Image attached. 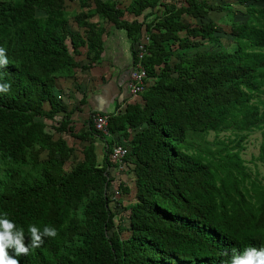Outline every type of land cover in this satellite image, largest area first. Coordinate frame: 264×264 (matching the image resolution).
Listing matches in <instances>:
<instances>
[{
  "label": "trees",
  "instance_id": "16d2710c",
  "mask_svg": "<svg viewBox=\"0 0 264 264\" xmlns=\"http://www.w3.org/2000/svg\"><path fill=\"white\" fill-rule=\"evenodd\" d=\"M222 11L231 39L209 17ZM115 30L131 64L145 49L151 82L124 107L98 111L111 136L95 130L94 110L75 131L86 92L68 109L59 80L102 63ZM0 47L9 61L0 84L11 85L0 93V216L23 228L26 245L30 224L59 233L19 264H230L233 248L264 246V0H0ZM255 131L258 153L246 161ZM66 135L88 143L70 168ZM114 143L128 150L119 172L132 182L118 184L131 198L128 225L108 191Z\"/></svg>",
  "mask_w": 264,
  "mask_h": 264
},
{
  "label": "crops",
  "instance_id": "0c3cea01",
  "mask_svg": "<svg viewBox=\"0 0 264 264\" xmlns=\"http://www.w3.org/2000/svg\"><path fill=\"white\" fill-rule=\"evenodd\" d=\"M122 32L125 35V32L122 30H115L114 33L111 35L113 37V40H110L111 42L110 44H108V50L110 51L108 55L113 54L116 57L115 53L121 47H123L124 52H127V54L130 53L129 43L126 39V36L125 40L128 46H126L122 42V39L118 41L117 39H115L116 35H121ZM106 48L107 46L105 47V49ZM105 49L103 52V56L104 54H106ZM127 58V63L123 65L116 63V61L113 59L107 58L109 61L107 64L99 63L97 66H94L90 71L84 72L83 76L86 77V79L84 80L80 77L82 75L80 69L79 77H77L78 72L75 76L77 77V80H74L73 77L60 78L59 85L57 86V88L62 92L63 98H67L68 109L73 108L78 104V102L81 101L84 96V92H86V101L84 104H81V106H83L85 110L87 109L90 111L94 110L97 112L102 111L104 113H110L115 110L116 104H120V108L124 107V103L126 104L128 98H134L129 94L127 87L129 72L132 69L131 53L130 55H127ZM82 80L84 81V84H81ZM147 81L151 82V78H149ZM75 86L77 87V89L75 88ZM69 104L72 107H69ZM83 110L80 108L79 111ZM73 118L74 114L72 115V119Z\"/></svg>",
  "mask_w": 264,
  "mask_h": 264
},
{
  "label": "rangeland",
  "instance_id": "374dc122",
  "mask_svg": "<svg viewBox=\"0 0 264 264\" xmlns=\"http://www.w3.org/2000/svg\"><path fill=\"white\" fill-rule=\"evenodd\" d=\"M129 1L130 0H120L121 5H123V6L127 5ZM176 1H178V0H176ZM205 1L210 2V3H217L218 4V3H223L224 1H231V2H233L235 0H205ZM249 3L256 4V5L261 4V2H248V4ZM70 4L71 3H68V5H70ZM236 7H238V5H235L234 4V8H236ZM238 9H240V8H238ZM240 10L236 11L235 16H234V20H236L238 22H244V20L246 19V14L240 12ZM223 12L224 11H222V12H210L209 13V17L210 18H213L220 25V28H221L220 35L221 36H224L225 38L231 39V36L229 34L223 33V32H226L225 30H229V24L224 23V22L222 23L220 21V18L223 16V14L226 13V12H224V13ZM130 17H131L130 15H127V18H130ZM71 24L73 25V26L70 25V28L72 30H79V29L76 28V25L74 24V22L73 23L71 22ZM222 28H224L225 30H222ZM115 39H117V41L120 40V39H122V42L126 46H128V44L126 43L125 35H124L123 32L121 33V35H116ZM110 40H113V37L112 36H110L109 38H107L106 41H105V47L107 46V48L105 49V53L106 54H104V56H103L104 61L101 64H107L109 62L107 58L113 59V60L116 61V63H119L121 65L127 63V59H128L127 58V55H130V53L127 54V52H124L123 47H121L120 49H118V51L115 53L116 54V57L113 54L112 55H108V53L110 52L108 50V44H110V42H111ZM123 43H119V44H123ZM134 48H135V46H134ZM125 54H126V57H125ZM79 59L82 60V57L80 56ZM77 72H78L77 77H79V75H80L79 74V70ZM81 74L82 75L80 77L83 80L86 79V77L83 76L84 73L81 72ZM83 80H82L81 84H84V81ZM90 81H92V80H90ZM70 82H71V80H70ZM90 86H91V83H90ZM63 100L65 102H67V98L66 99L63 98ZM44 106L47 107L48 106V103L45 102L44 103ZM69 107H72V106L69 104ZM80 108L82 110L84 109L83 106H81ZM90 112L91 111L90 110H87V109L86 110L84 109L83 111L76 110L74 112L73 121L75 122V124H74L75 131H77V130L80 131V127L82 126V123L88 124V118H89ZM212 137H213V135H212V133H210L208 135V138L211 139ZM66 138H68V140H69L70 143L73 142L75 144V148H76L74 150V152L72 153L71 157L69 158V160H67L65 162V166L67 168H70L71 166H74L78 161H80V159L82 158L81 149L84 146H86L88 143L85 140H82L81 141V140L74 139V138L71 139V138L67 137V135H66ZM259 141H260V132H258V131L253 132L251 135H249L247 137V140L245 141V147H244V149L242 151L243 152L242 153L243 154L242 156L244 157V159H246V161L251 160L253 158V156H256L257 155ZM44 157H46V155L43 152V153H41L40 158H44ZM248 164L253 169V164L250 163V162H248ZM119 171H121V170H119L118 167L117 168L110 167V177H112L113 180H112V182L110 184V187H109L108 191L110 190V192H114L115 195L118 196L117 197L118 198L117 202H113L111 204V206L112 207L115 206V209L118 210V212H119L118 215L119 214H122V216H123L122 219H121L122 223L125 224V225H128L127 211H126V209H124L122 207L124 205H127L131 201V198H130L129 195H123L122 194V190H120L118 188V184H119L120 181H122V182H125V184H127L129 186V182H132V181L129 178H127V176H126L125 173L119 172ZM257 172L259 173V176H261V174H264V167L259 162H257ZM118 218H119V216H117L116 219H115L116 223L119 222ZM127 234H128L127 231H123L122 232V236L123 237L126 236Z\"/></svg>",
  "mask_w": 264,
  "mask_h": 264
},
{
  "label": "clouds",
  "instance_id": "9594fccd",
  "mask_svg": "<svg viewBox=\"0 0 264 264\" xmlns=\"http://www.w3.org/2000/svg\"><path fill=\"white\" fill-rule=\"evenodd\" d=\"M8 64L6 49L0 47V67H7ZM133 65L134 63L132 67ZM10 88V84H0V93L6 94ZM28 234L31 239L30 244L26 245L23 228H18L13 221L7 218L6 213L0 216V264H19L16 257L28 256L31 250L43 245L46 237L55 239L59 233L55 227L45 225L41 230L35 224H30ZM9 249L15 252V256L9 254ZM230 264H264V246L260 248L246 247L243 251L233 248Z\"/></svg>",
  "mask_w": 264,
  "mask_h": 264
},
{
  "label": "built area",
  "instance_id": "2783aa9c",
  "mask_svg": "<svg viewBox=\"0 0 264 264\" xmlns=\"http://www.w3.org/2000/svg\"><path fill=\"white\" fill-rule=\"evenodd\" d=\"M144 52L145 49H143L138 44L137 62L133 65L132 69L130 70L127 81L128 91L131 96H136L140 94L146 86V81L148 79L147 73L145 68L141 64V59L143 57ZM90 118L97 132H100L101 134L107 137L111 136L108 130V114L93 112L90 115ZM127 152V147H125L123 144H112L110 156L114 161L117 162L118 169L123 168V158L126 156Z\"/></svg>",
  "mask_w": 264,
  "mask_h": 264
}]
</instances>
